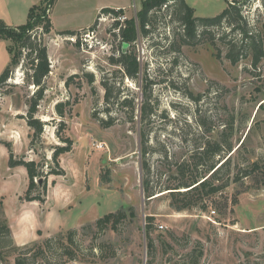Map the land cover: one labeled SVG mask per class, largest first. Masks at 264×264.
Segmentation results:
<instances>
[{
    "label": "rangeland",
    "instance_id": "rangeland-1",
    "mask_svg": "<svg viewBox=\"0 0 264 264\" xmlns=\"http://www.w3.org/2000/svg\"><path fill=\"white\" fill-rule=\"evenodd\" d=\"M8 1L9 5L3 6L0 13L1 21L10 26H22L27 23L30 9L44 0ZM146 1L56 0L47 10L53 30L45 36L52 71L45 81L47 90L37 115L47 124L44 135L32 149L33 131L21 117L27 115L26 102L36 87L28 79L27 63L22 61L14 68L9 86L0 91V141L11 143L17 157L46 163L48 170L53 166L54 147L62 145L56 135L58 123L67 124L64 134L74 146L71 153L60 158L66 176H50L48 190L57 181L61 187L70 188L76 206L64 215L71 216L73 223L77 221L71 227L85 224L74 228L80 231L75 239L79 251L77 260L63 264H193L197 259L198 264H264V59L257 69L252 67L251 57L232 65L225 58L226 47L219 45L222 60H217V51L207 42L197 47L183 46L180 52H175L171 49V39L173 29L178 26L168 28L169 18L163 21L158 16L149 38L144 37L138 27L139 80L124 78L121 83V75L115 74L120 67L109 61L114 51L121 48L120 39L109 32L115 23L114 16H98L105 8L119 9L123 10L118 18L121 24L127 26L131 20L138 24V12ZM228 2H248L244 15L264 40V8L260 0H188V5L196 9L197 17L212 18L220 15ZM45 8L42 4V9ZM92 26L96 36L93 48L88 49L79 39L81 32L85 33ZM67 31L77 34L76 42L59 35ZM11 45L17 50L12 40H0V75L10 63ZM84 73L95 75L94 86L88 84ZM73 75L78 76L66 87V81ZM112 77L121 83L118 87L121 86L122 95H136L139 105L144 100L146 84L153 83L149 94L157 108L145 124L141 123L139 112L133 122H128L127 108L118 105L111 114L105 112L108 106L102 81ZM67 101L71 106L62 120L56 105ZM94 114L103 119L113 117L115 126L102 128ZM232 123L235 149L231 171L224 169L220 179L226 180L230 172L234 177L241 169L243 173L244 169L252 171L249 166L253 163H258L260 169L206 198L205 210L176 211L171 205L170 191L164 190L177 185L178 167L190 165L186 177L191 179L197 173L193 171L192 153L208 141L223 144ZM144 133L146 156L142 146ZM96 145L103 148L97 149ZM228 157L225 156L222 163ZM8 161V150L0 143V188L8 183L5 172ZM145 164L150 168L148 176ZM78 175H81L80 180H77ZM9 181L11 194L20 191V202L29 203L24 199L29 184L27 171L15 172ZM145 182L154 191L151 198L145 194ZM1 201L0 223H3L7 222V216L4 198L0 196ZM11 204L9 200L8 208ZM121 210L126 212L127 218L118 224L116 231L109 228L100 234L89 228L97 219ZM149 218L153 219L151 237L155 251L152 253L147 237ZM60 232L48 236L39 233L41 238L36 243ZM11 236L17 246L12 232ZM93 241L112 246L103 253L104 260L90 252ZM0 254V264H15L11 251L0 248Z\"/></svg>",
    "mask_w": 264,
    "mask_h": 264
},
{
    "label": "trees",
    "instance_id": "trees-1",
    "mask_svg": "<svg viewBox=\"0 0 264 264\" xmlns=\"http://www.w3.org/2000/svg\"><path fill=\"white\" fill-rule=\"evenodd\" d=\"M260 1L264 8V0ZM55 2L56 0H44L40 5L34 6L30 10L28 23L17 28H10L0 21V37L12 40L17 47V50L14 51L11 45L10 52L12 58L7 68L0 75V91L9 86V80L12 78L14 68L21 64L22 61L27 63L28 79L36 87V91L26 102L28 107L27 115L21 117L26 120L29 128L33 131L30 136V147L32 149L41 141L45 132V126L47 125L37 115L40 103L45 98L47 90L45 81L52 71L48 47L45 44V36L50 35L53 30L51 18L47 16V10L51 9ZM42 4L46 5L45 9H42ZM247 4L248 2H228L227 8L220 15L212 18H202L196 16L195 9L189 6L186 0H147L138 12L139 26L136 20H131L127 26L121 24L118 18L120 17V12H123V10L105 8L100 12L98 18L105 14L114 16L115 23L112 28L118 29L119 32H114L112 28L109 32H113V36L120 39L121 48L118 51H114V55L109 58V61L111 65L120 67L119 71H116L115 74L121 75V83L124 82V78L137 82L141 72L139 56L136 50L139 34L138 27L141 34L149 38L156 28L155 22L158 16L164 19L163 21L169 18V22H167L168 28L172 25L178 26L176 30L175 28L173 29L174 37L171 39V49L175 52H180L183 46L197 47L203 44V42H207L217 51L215 54L217 60H222V52L219 45H223L227 50L225 58L232 65H236L241 60L251 57L252 67L257 69L264 59V40L262 34L255 29V25L244 15V8ZM93 27L90 28L92 29ZM59 35L73 37L77 34L67 31ZM77 76L73 75L69 77L65 84L66 87H69ZM84 76L88 84L94 86L96 81L95 75L93 73H84ZM115 80L112 77L109 79L104 78L102 81V86L105 89L104 100L108 106L105 112L111 114L113 108L118 105L122 108H127L129 114L128 122H133L137 117L136 113L139 112L141 123L145 124L151 116L155 115L157 108L151 101V95L149 94L153 83L148 82L146 84L143 93L144 100L142 105H139L137 104L136 95H132V97L122 95L121 86L118 87V84L120 85L121 83H117ZM7 94H10V91ZM97 104L98 101L95 102V105ZM69 106H71L69 101L65 103L60 102L56 105V112L62 120L66 117ZM93 117L104 129L111 128L116 124V119L113 117L103 119L97 114H94ZM233 125L232 123L230 133L223 144L208 141L192 153L193 171L197 170V173L191 179L186 177V173L190 170V165L184 164V166L178 167L176 173L178 177L177 185L164 190L170 191L171 205L176 211H192L197 208L205 210L206 205L204 200L206 198L223 192L232 181L238 183L243 178L249 177L260 169L258 163H253L249 166L253 169L252 171L244 169L246 172L243 173L241 169V172L236 173L234 177H231L230 172L226 180L220 179V174L224 169L229 168V171H231L232 153L235 149ZM66 130L67 124L64 121H60L56 135L62 145L54 147L52 154L53 166L48 167V170H46V163L28 161L25 156L17 157L11 143L0 141L8 150L9 167H24L27 171L29 184L24 198L27 202L44 204L48 193V178L50 176H66V171L61 166L60 158L67 153H71L74 146V142L64 134ZM145 135V133L142 135V146L144 155L146 156L148 150ZM225 156L229 157L226 162L222 163ZM144 168L146 169V176H148L150 168L146 164ZM40 180H42V184H39ZM144 187L147 198L155 195L154 191L150 190L148 183L145 182ZM1 205H3L2 201L0 202ZM126 218V212L121 210L97 219L94 226H90L89 228L94 230L95 233L100 234H104L109 228L116 231L118 224ZM152 226L153 219L149 218L147 237L148 248L151 253L155 251V243L151 237ZM78 235H80L78 229H70L46 238L40 243L18 247L13 244L11 230L7 222L4 221L0 223V248L9 250L14 254L15 264H63L77 260L79 251L75 239ZM108 247L112 248L111 245L98 244L96 241H93L90 246V252L93 256L99 255L100 259L104 260L105 256L103 253ZM112 256H115V253ZM198 263L197 259L193 264Z\"/></svg>",
    "mask_w": 264,
    "mask_h": 264
},
{
    "label": "crops",
    "instance_id": "crops-1",
    "mask_svg": "<svg viewBox=\"0 0 264 264\" xmlns=\"http://www.w3.org/2000/svg\"><path fill=\"white\" fill-rule=\"evenodd\" d=\"M42 2H40V4ZM186 2L187 4H189L188 0H186ZM8 5H9L8 0H0V13L3 9V6L4 8H6ZM1 20L2 19H0V21ZM28 21H29V15H28L27 23ZM7 26H9L10 28L19 27L18 25H14V26L7 25ZM3 39L4 38L0 37V40ZM4 40H8V39H4ZM11 58H12V54H11ZM5 172H6V177L8 178V183L6 185H2L3 188H0V196L4 198V210L7 216L6 217L7 224L10 227L14 241L17 244V246L22 247L31 243L38 242L41 238L39 236V233H42V235L44 236H48L50 234H55L57 232H60L61 230L79 228L80 226L85 224V223H78V226H72L73 227L72 228L71 225L77 224V221L73 223L71 216L64 215L70 212L71 210H73L76 206V200H73V198H71L70 188L66 189L61 187L60 185H58V181H57L54 186L50 185L48 190V199L44 205H41L39 202L22 203L19 200L20 196L22 195L20 194V191L16 192L15 194L14 193L11 194V190L9 189L11 186V182L9 181V179L14 178L15 172H21V174L26 173V169L22 167L10 169L9 167H7ZM80 179H81V175H78L77 180ZM5 190H7V193L4 192ZM53 190L55 191L53 192ZM52 192L55 195L54 203L51 196ZM9 200L12 202L11 208H8L7 206Z\"/></svg>",
    "mask_w": 264,
    "mask_h": 264
},
{
    "label": "built area",
    "instance_id": "built-area-1",
    "mask_svg": "<svg viewBox=\"0 0 264 264\" xmlns=\"http://www.w3.org/2000/svg\"><path fill=\"white\" fill-rule=\"evenodd\" d=\"M81 34H83V35L81 36V39H79V40H81L83 47L87 46L88 49H92L93 48L92 41L94 40V38L96 36V31L94 29H90L89 28L87 31H85V33L81 32ZM76 37H77V35H76ZM74 38H75V36L68 37L67 40L70 41V42H76ZM95 147L97 149H102L103 148L102 145H96Z\"/></svg>",
    "mask_w": 264,
    "mask_h": 264
},
{
    "label": "water",
    "instance_id": "water-1",
    "mask_svg": "<svg viewBox=\"0 0 264 264\" xmlns=\"http://www.w3.org/2000/svg\"><path fill=\"white\" fill-rule=\"evenodd\" d=\"M39 184H42V180L39 181Z\"/></svg>",
    "mask_w": 264,
    "mask_h": 264
}]
</instances>
